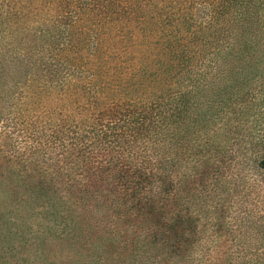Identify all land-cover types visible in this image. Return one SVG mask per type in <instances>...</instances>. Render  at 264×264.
Returning <instances> with one entry per match:
<instances>
[{"label":"trees","instance_id":"obj_1","mask_svg":"<svg viewBox=\"0 0 264 264\" xmlns=\"http://www.w3.org/2000/svg\"><path fill=\"white\" fill-rule=\"evenodd\" d=\"M1 123L24 165L56 167L22 185L57 228L40 244L78 264L190 253L197 154L246 135L264 165V0H0Z\"/></svg>","mask_w":264,"mask_h":264},{"label":"rangeland","instance_id":"obj_2","mask_svg":"<svg viewBox=\"0 0 264 264\" xmlns=\"http://www.w3.org/2000/svg\"><path fill=\"white\" fill-rule=\"evenodd\" d=\"M247 140L246 135L240 138L219 164L207 165L212 152V157L197 154L203 161L198 165L202 174L189 175L183 185L197 194L192 208L196 206L199 227L188 247L190 253L177 249L179 257L165 261L159 253L163 249L154 250L140 241L135 246L134 264H264V165L254 162ZM25 154L20 136L5 131L1 123L0 264H78L82 257L73 259L68 251L58 249L57 241L40 244L36 240V232L44 230V236H50L57 228L44 220L36 200L23 203L27 193L22 185L24 181L38 182L39 171L48 179L56 167L24 165Z\"/></svg>","mask_w":264,"mask_h":264}]
</instances>
